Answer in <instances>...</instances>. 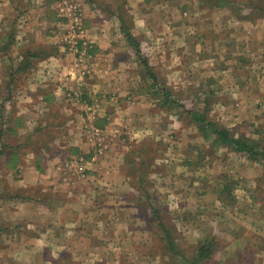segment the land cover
Instances as JSON below:
<instances>
[{"label":"rangeland","instance_id":"1","mask_svg":"<svg viewBox=\"0 0 264 264\" xmlns=\"http://www.w3.org/2000/svg\"><path fill=\"white\" fill-rule=\"evenodd\" d=\"M74 1L83 25L84 2L98 22H114L125 46L116 43L113 49L130 56L128 89L103 94L115 101L100 108L109 116L107 129L98 138L89 127L81 128L87 132L93 162L100 166L115 159L122 172H110V180L125 178L129 189L114 184L107 194L104 211L109 218L103 212L100 224L106 226L107 221L109 229L101 234L103 229L93 228L90 239L100 251L93 246L86 253L76 250L82 249L79 246L62 253L55 264H188L197 246L211 237L217 239L216 250L204 264H264V161L215 144V137L207 138L188 113L204 114L237 137L264 147V41L251 37L247 21L264 19V13L250 17L246 6L264 0H225L223 6H216L219 0ZM56 16L57 46L73 56L75 66V54L62 42L67 19L57 10ZM122 27L138 40L140 54ZM262 31L258 35L264 36ZM78 156L68 158L74 161ZM59 173L69 186L64 187L67 191L60 187L58 197L85 190L87 174ZM91 189L88 185L87 195ZM2 192L25 195L22 188L11 186ZM89 195L97 194L92 190ZM14 204L7 205L25 213V203ZM100 205L93 202L89 207L97 210ZM96 210L92 213L99 218ZM160 220L180 255L169 253ZM7 223L14 228L0 232V264H45L43 259L54 257L52 252L26 253L24 224L18 219Z\"/></svg>","mask_w":264,"mask_h":264},{"label":"crops","instance_id":"2","mask_svg":"<svg viewBox=\"0 0 264 264\" xmlns=\"http://www.w3.org/2000/svg\"><path fill=\"white\" fill-rule=\"evenodd\" d=\"M55 9L56 0H0V205H4L0 206V232L7 233L8 227L11 232L14 227L8 220L18 219L24 224L21 234L25 233L22 248L26 253H55L51 260L43 259L45 264H55L62 253L79 246L82 249L76 250L86 253L92 252L93 246L98 250L99 244L90 239L93 228L103 229L101 234L109 229V214L104 211L109 203L107 194L114 184L124 191L128 188L125 178L113 176L110 180L112 173L122 172L115 159L100 166L93 162L87 132L81 130L89 127L92 136L93 130L105 131L109 116L100 108L115 101L103 94L128 89L131 71L126 61L130 56L113 49L116 43L125 46V39L119 26L116 33L114 22H98L84 2V26L92 49L87 60L89 72L79 76L73 56L57 46L60 19ZM247 21L251 37L264 41V36L258 35L264 19ZM75 93L81 96L74 97ZM89 107H99V111L85 113ZM72 154L88 158V181L84 191L77 189L74 195L58 197L56 191L60 187L67 191L68 181L60 180L56 165ZM88 185L93 189L87 195ZM9 186L22 188L25 195L2 192ZM92 190L96 196L89 195ZM93 202L101 204L100 208L89 207ZM8 203L12 207L25 203V213H18ZM93 210L101 213L99 218ZM103 212L106 226L100 224ZM100 245H109V241Z\"/></svg>","mask_w":264,"mask_h":264},{"label":"trees","instance_id":"3","mask_svg":"<svg viewBox=\"0 0 264 264\" xmlns=\"http://www.w3.org/2000/svg\"><path fill=\"white\" fill-rule=\"evenodd\" d=\"M259 2V1H258ZM225 4V0H219L216 6H223ZM249 3L246 5L250 8L249 15L250 17H254L257 12L264 13V2L260 3ZM257 5V7H256ZM255 6V7H253ZM123 32H125L126 37L129 39L131 44L134 46L136 53L140 54L139 50V42L133 36L129 29L126 27H122ZM56 50V49H55ZM48 52L49 50H44ZM55 52V51H54ZM145 69L147 74L151 79H153L154 83L157 82V77L154 72L151 71L149 65L145 63ZM165 100L169 97L168 94L165 95ZM167 101V100H166ZM190 117L197 123L198 128L202 130L207 138H210L211 135L215 137L214 143L223 145L225 147L230 148L235 153H243L247 154L249 157L253 159L260 158L264 161V147H261L257 144L253 139H247L245 137H237L236 135L232 134L230 130L225 127H220L217 124L208 121L204 114H199L196 111H189L188 112ZM227 189V186H225ZM160 228L165 232V243L167 249L171 255H180L181 251L178 250L176 247V243L174 242L173 236H171L170 232L167 230L165 225L163 224V220L159 221ZM217 239L215 237H211V239H206L200 245L197 246L196 251L194 252V256L191 259H187L188 264H201L205 263L208 259L212 257L215 252ZM182 256V255H181ZM186 261V260H184ZM203 263V264H204Z\"/></svg>","mask_w":264,"mask_h":264},{"label":"built area","instance_id":"4","mask_svg":"<svg viewBox=\"0 0 264 264\" xmlns=\"http://www.w3.org/2000/svg\"><path fill=\"white\" fill-rule=\"evenodd\" d=\"M57 13L62 19H67L65 35L62 42L69 51L75 54V71L79 76H85L89 69L87 67V60L90 57V51L92 49V43L90 42L87 32L83 25V19L79 4L74 0H58ZM74 97H79L78 93L74 94ZM99 107L86 108L89 113H94ZM103 132L99 130H93V136L100 138ZM100 140V139H99ZM99 153H102L99 150ZM86 159L83 155H79L74 161H70L69 158H65L56 165L57 171H70L74 170L79 177H84L87 171Z\"/></svg>","mask_w":264,"mask_h":264}]
</instances>
